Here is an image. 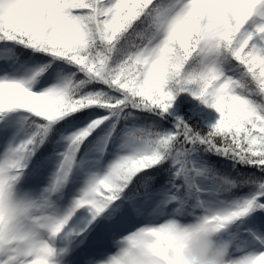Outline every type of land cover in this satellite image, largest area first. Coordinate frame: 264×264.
Listing matches in <instances>:
<instances>
[{
  "label": "snow or ice",
  "instance_id": "snow-or-ice-1",
  "mask_svg": "<svg viewBox=\"0 0 264 264\" xmlns=\"http://www.w3.org/2000/svg\"><path fill=\"white\" fill-rule=\"evenodd\" d=\"M209 229L264 264V0H0V264H183Z\"/></svg>",
  "mask_w": 264,
  "mask_h": 264
},
{
  "label": "clouds",
  "instance_id": "clouds-1",
  "mask_svg": "<svg viewBox=\"0 0 264 264\" xmlns=\"http://www.w3.org/2000/svg\"><path fill=\"white\" fill-rule=\"evenodd\" d=\"M232 241L215 230L194 232L181 248L183 264H225Z\"/></svg>",
  "mask_w": 264,
  "mask_h": 264
},
{
  "label": "trees",
  "instance_id": "trees-1",
  "mask_svg": "<svg viewBox=\"0 0 264 264\" xmlns=\"http://www.w3.org/2000/svg\"><path fill=\"white\" fill-rule=\"evenodd\" d=\"M177 104L179 105L176 115L183 117L194 127H205L208 122H214L215 119L219 118V114L215 112L214 109L208 108L204 105L198 98L192 96L189 93H182L180 97L177 98ZM144 120L149 119L145 114L143 117ZM174 119V117H173ZM212 163L216 164L221 171L231 172L230 164L227 161L221 160L218 157L212 156L209 157ZM237 171L250 172L252 169L238 168ZM235 175V173H232ZM163 175L158 174V179L156 180V186H159L163 183ZM243 189L240 191H246Z\"/></svg>",
  "mask_w": 264,
  "mask_h": 264
}]
</instances>
